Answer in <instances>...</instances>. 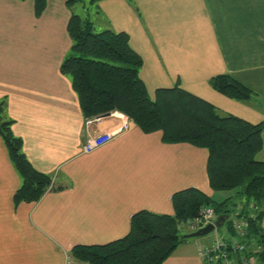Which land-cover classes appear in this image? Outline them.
<instances>
[{"label": "crops", "instance_id": "1", "mask_svg": "<svg viewBox=\"0 0 264 264\" xmlns=\"http://www.w3.org/2000/svg\"><path fill=\"white\" fill-rule=\"evenodd\" d=\"M88 4L95 30L129 34L152 98L159 88L179 85L224 112L264 121V0ZM73 12L67 0H47L40 16L35 0H0V105L4 117L14 120L27 157L55 187L36 202L15 204L22 178L0 134V264H90L77 260L73 247L128 235L132 217L142 210L174 214L178 191L198 188L217 202L236 196V189L210 187L206 148L165 142L162 131L145 132L134 122L104 145L83 151L89 133L120 121L111 117L87 126L71 79L61 71L72 47ZM223 73L253 91L247 102L211 86V78ZM257 158L264 161V130ZM225 223L226 238L235 232ZM217 236L187 238L163 264H203L201 247ZM253 260L264 264L257 255Z\"/></svg>", "mask_w": 264, "mask_h": 264}, {"label": "trees", "instance_id": "2", "mask_svg": "<svg viewBox=\"0 0 264 264\" xmlns=\"http://www.w3.org/2000/svg\"><path fill=\"white\" fill-rule=\"evenodd\" d=\"M79 1L88 2L67 0V5L74 9ZM46 6L47 0H35L36 15ZM68 32L72 47L61 71L71 79L86 118L118 110L145 132L162 131L165 142L204 147L209 151L210 187L236 189V199L223 202L198 188L178 191L173 195L174 214L139 211L132 217L128 235L105 244L76 245L72 255L90 264H163L187 239L182 237L181 225L209 206L217 217L228 215L226 222L233 232L232 215L240 210L249 221L245 238H256L262 245L253 254L264 262V161L257 158L263 147L264 121L255 124L224 112L179 85L159 88L152 98L140 75L143 58L132 48L128 33L111 28L97 31L88 17L77 12L69 19ZM210 83L238 101L247 102L252 96L249 87L228 73L213 76ZM3 113L1 104L0 134L22 178L14 202H36L55 188L52 178L33 165L24 152L22 137L13 131L14 120Z\"/></svg>", "mask_w": 264, "mask_h": 264}, {"label": "built area", "instance_id": "3", "mask_svg": "<svg viewBox=\"0 0 264 264\" xmlns=\"http://www.w3.org/2000/svg\"><path fill=\"white\" fill-rule=\"evenodd\" d=\"M123 113V112H122ZM120 111L109 112V115L98 114L86 118V125L91 126L93 123H99L108 118H116ZM125 114V113H124ZM133 121L125 114L121 122L109 130L89 133L83 145L84 152H91L94 149L104 145L119 135L124 130L130 128ZM217 218L215 210L212 207L204 206L199 214L193 219L188 220L185 225L190 231H196L209 223H214ZM232 225L235 234L224 237L217 236L211 241V244L201 247L200 255L203 264H252L254 254L262 248L258 240L247 236L249 221L240 215V210H236L232 215ZM217 229V227L215 228ZM214 231V230H213Z\"/></svg>", "mask_w": 264, "mask_h": 264}, {"label": "rangeland", "instance_id": "4", "mask_svg": "<svg viewBox=\"0 0 264 264\" xmlns=\"http://www.w3.org/2000/svg\"><path fill=\"white\" fill-rule=\"evenodd\" d=\"M84 1H86V0H84ZM85 4H84L83 1H79V2L75 3L74 8H75L76 12L79 13L82 17L87 18L89 16V14H91V11L89 9L88 2H86ZM84 5H85V7H84ZM87 10H88V12H87ZM120 113L121 114H118L115 117L121 122V120L124 118L125 114L122 113L121 111H120ZM234 195H236V193ZM234 199H236V196H234ZM226 225L227 224L225 223L222 227L217 228L214 231H212L211 233H209V235L210 234L214 235L215 233H217L219 235L224 234L226 232V230H227V226ZM180 229H181V233L182 234H186V233L192 232V231H190L188 229V227L185 224H182ZM205 236H202V237H205ZM222 236H224V235H222Z\"/></svg>", "mask_w": 264, "mask_h": 264}, {"label": "water", "instance_id": "5", "mask_svg": "<svg viewBox=\"0 0 264 264\" xmlns=\"http://www.w3.org/2000/svg\"><path fill=\"white\" fill-rule=\"evenodd\" d=\"M105 115H109V112L105 113ZM227 218H228V215H219L216 218L214 223H209L206 226L199 228L196 231L183 234L182 237L183 238H194V237H202V236L208 235L213 230H215L216 227L217 228L222 227Z\"/></svg>", "mask_w": 264, "mask_h": 264}]
</instances>
